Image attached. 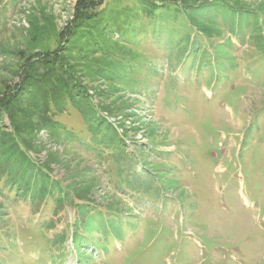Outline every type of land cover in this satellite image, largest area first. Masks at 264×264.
Listing matches in <instances>:
<instances>
[{
    "label": "rangeland",
    "instance_id": "rangeland-1",
    "mask_svg": "<svg viewBox=\"0 0 264 264\" xmlns=\"http://www.w3.org/2000/svg\"><path fill=\"white\" fill-rule=\"evenodd\" d=\"M142 1L0 0V130L67 198L19 200L0 166V264H264V0ZM46 58L129 154L42 98Z\"/></svg>",
    "mask_w": 264,
    "mask_h": 264
},
{
    "label": "trees",
    "instance_id": "trees-1",
    "mask_svg": "<svg viewBox=\"0 0 264 264\" xmlns=\"http://www.w3.org/2000/svg\"><path fill=\"white\" fill-rule=\"evenodd\" d=\"M144 4H149L153 8V10L158 8V4H156L155 0H143L142 1ZM189 5V4H187ZM82 7V5H78L77 8L78 10ZM190 7V8H189ZM185 14L188 16H191V10L192 9H200L201 6H198L195 8L194 6H186L183 7ZM77 10V9H76ZM189 12V14L187 13ZM78 14V13H77ZM168 19V18H166ZM156 23V22H155ZM158 27V26H155ZM68 32V31H67ZM158 34H155L154 36H157ZM133 55V54H131ZM63 60L61 58H46L45 63L43 64V69L44 71L48 72L50 75V79L47 82H43L41 85L45 86L47 89L43 91L42 98L48 99L49 104L53 103L58 107V112L60 114H63V98H65L66 101L72 103V106L78 111L84 122L88 125L90 131L93 132V136H98L100 135V138L97 140H93L97 144V146L104 147L106 149H116V152L119 151V154L121 157L125 154H129L127 150H125L124 147V142L122 139V143L120 144L118 139L114 134H112L113 131H111L110 126H104L103 123L99 121L95 117V110H94V105L89 99L87 91H85L82 87L79 86V90H76V82H65L63 84V80L58 79L57 73H54L53 70L58 67V69H63V65H58V61ZM64 61V60H63ZM40 63L37 62V67L39 66ZM47 68V69H45ZM57 70V69H56ZM35 70L32 69L31 72H34ZM38 71V69H36ZM130 71V70H129ZM88 75L93 76L95 78H100V79H105V80H110V81H122L126 79L127 77H132L133 71H131V74L128 76L126 75L125 77H121L117 72L112 71L108 72L105 71L104 67L99 65L96 70L91 71L90 68L86 70ZM64 77V74H63ZM32 79V78H31ZM30 80V79H29ZM128 82H132L131 79L128 80ZM56 87L58 89L56 90ZM26 89H23L19 94L14 96V99H19L23 100L25 95ZM118 91V94L123 92V89L121 90H116ZM39 108V113L37 117L42 120V129L46 130L49 137H53L54 140H61V141H66L69 136V132L63 128L62 126H59V129H57V125L50 120L47 119L48 116V109L49 105H43L37 106ZM102 125V126H101ZM100 126V127H99ZM16 129V128H15ZM14 129V130H15ZM100 129L103 130V132L100 131ZM132 131H135L134 129H131ZM11 135L7 134V132H2L0 130V166H6L7 165V177L6 180L4 181L5 187L9 188L11 191L14 192V195H17V199H21L24 197H27L30 195L31 201H41V200H54L55 202H61L67 198L63 196L62 191H61V186L60 182L58 180H55L50 174L48 175L45 170H40L33 164L26 156L24 153V149L21 148V152H19V149L16 150H11L13 149L14 146V141L10 140ZM69 139H73V137H70ZM116 144H118L116 146ZM84 145V144H83ZM82 145V146H83ZM5 146H9L10 150L6 151L4 154L8 155H3V150ZM128 152V153H127ZM120 179L123 178L122 174L119 176ZM132 179V178H131ZM136 179V178H134ZM140 180L139 178H137ZM124 180H120V183H122ZM128 182V180L126 181ZM126 184V183H125ZM124 184V186H125ZM137 183L134 181H130L128 183L129 187L131 190L136 191L137 190ZM86 190H90V187H88ZM82 195H79V198H81ZM88 207V206H87ZM79 208V213L81 215H86V213H89L87 216H84L85 222L82 224L83 227L86 229L88 227L93 228V218L97 214H92V212H87L85 208L78 207Z\"/></svg>",
    "mask_w": 264,
    "mask_h": 264
},
{
    "label": "built area",
    "instance_id": "built-area-1",
    "mask_svg": "<svg viewBox=\"0 0 264 264\" xmlns=\"http://www.w3.org/2000/svg\"><path fill=\"white\" fill-rule=\"evenodd\" d=\"M110 120V119H109ZM127 125H130V122H127Z\"/></svg>",
    "mask_w": 264,
    "mask_h": 264
}]
</instances>
